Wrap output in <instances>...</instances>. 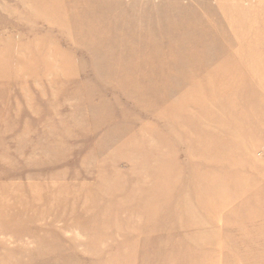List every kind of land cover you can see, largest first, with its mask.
<instances>
[{"label":"rangeland","instance_id":"1","mask_svg":"<svg viewBox=\"0 0 264 264\" xmlns=\"http://www.w3.org/2000/svg\"><path fill=\"white\" fill-rule=\"evenodd\" d=\"M0 264H264V0H0Z\"/></svg>","mask_w":264,"mask_h":264}]
</instances>
